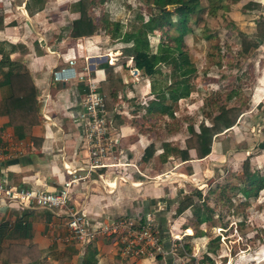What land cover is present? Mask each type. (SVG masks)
<instances>
[{
    "label": "crops",
    "instance_id": "crops-1",
    "mask_svg": "<svg viewBox=\"0 0 264 264\" xmlns=\"http://www.w3.org/2000/svg\"><path fill=\"white\" fill-rule=\"evenodd\" d=\"M28 1L0 0V48L9 52V62L27 69L36 92L39 122L21 134L7 127L2 107L6 88L0 87V129L24 146L21 156L0 159V182L14 188L56 193L63 183L73 180L69 188L71 210H80L90 223L117 217L141 219L148 216L155 222L164 248H168L171 237L195 239L186 233L192 228L181 218L183 213L174 214L176 205L195 193L189 187H194L193 183L205 186L208 177L212 181L226 164L232 168L234 163L245 158L250 170L257 169V164L264 165V42L256 48V60L253 58L255 84L247 93L248 108H244L235 125L212 137L208 155L198 160L190 150L188 160L182 161L179 150L183 149L184 134L177 142L175 133L166 127L162 132L165 139L158 144L147 136L148 130L141 127L145 124L144 116L150 117L144 111L153 104V96L160 99V94L149 93L152 78H142L141 86L132 82L129 69L133 67L129 57L119 53V57L108 58L106 54H111L112 45L97 44V39L106 40L103 32L79 39L69 38L70 22L78 17L71 9L77 0H43L40 9H34V5L27 12L24 8ZM198 1L197 17L201 15L204 25L207 21L216 25L217 21L226 20L221 29L229 26L234 35L241 32L250 38L255 30L254 23L264 20V0H206L205 13V0ZM100 2L87 11L94 24L104 20V17L98 19L90 15V9H96ZM123 25V21L118 23L121 33L129 29V26L121 28ZM190 32L191 29L185 36L193 41ZM217 35L220 37L219 33ZM151 38L154 36L149 38V43ZM108 59L110 65L107 66L112 67L115 76L126 85L116 93L113 110L109 113L118 144L115 157L120 166L79 179L84 175L79 169L84 163L85 151L78 142V97L85 87L78 77H89L98 87L106 76L96 66L107 63ZM68 61H71L69 65ZM60 71H67L70 79L62 82L56 78L54 74ZM234 97L235 94L231 98ZM188 98L189 95L175 102L183 106L182 101ZM163 99V104L169 106L174 116L175 102ZM134 100L135 104H131ZM114 116L121 121L119 125H115ZM205 122L210 124L208 119ZM149 143L156 144V151L144 162L141 157ZM161 143H164V152ZM260 169L264 172V167ZM62 222L61 211L24 208L0 199V264H173L177 261L172 253L154 261L123 258L117 253L118 245L112 237L99 236L91 243L78 246L70 241ZM10 245L15 247L13 253L7 248Z\"/></svg>",
    "mask_w": 264,
    "mask_h": 264
},
{
    "label": "trees",
    "instance_id": "trees-1",
    "mask_svg": "<svg viewBox=\"0 0 264 264\" xmlns=\"http://www.w3.org/2000/svg\"><path fill=\"white\" fill-rule=\"evenodd\" d=\"M102 1V0H98ZM144 3L148 5L149 10L152 12L146 21L141 22L138 28H129L125 32L121 33V29L118 28V24H111L107 20H99L97 24L93 23L92 18L88 16L87 11L90 7H94L97 4L96 0H77L72 4L71 9L77 12V19L70 22L69 25V38L79 39L87 36L98 35L99 32H103L105 36H109L110 39L116 40L123 45H126L124 49H121L120 54L123 57H129L131 66L137 71L141 72L143 76L152 78L159 74L157 71L159 67L168 68L169 76L171 79L169 102H175L180 99H184L189 95V80L193 79L197 74L196 67L192 65L186 50L183 37L189 33L187 26L188 21L196 25L194 16L200 12L198 0H144ZM36 5V10L40 9L43 5V0H29L26 4L27 12H30L32 7ZM167 6L176 7L171 11L167 10ZM129 5H126L128 8ZM30 8V9H29ZM125 8V9H126ZM208 15L211 14V9L207 11ZM171 14H175L177 20L180 22H171L169 17ZM192 18V20H191ZM208 20V18L206 19ZM202 22V20H200ZM204 20L200 28V36L202 39H206L208 43L210 40H214L215 36H208L207 27L204 25ZM181 23V24H180ZM255 30L250 38L241 32H236L234 35L233 45L237 47L238 55L242 58L253 59L256 54V48L264 42V20H259L254 23ZM225 27H227L225 25ZM0 30H1V18H0ZM154 31L160 32L163 37V41H159L154 48L149 43V38L153 36ZM172 32V34H170ZM215 35V34H214ZM194 41V38H193ZM212 43V42H210ZM231 47H222L223 51L229 52ZM215 49V48H213ZM0 48V87L6 88V95L2 99V107L7 117L6 126L12 129L15 133H24L30 127L38 124V107L35 99L36 92L34 84L26 68L14 62H9L7 54ZM110 63V62H109ZM96 67L103 70L106 78L97 87V92L101 96L105 110L110 113L113 110V104L116 98V93L121 91L126 86L120 78H117L113 73L112 67L107 66L105 63L98 64ZM155 83L151 82L149 86L150 94H160L162 89L158 88ZM234 93L232 92V96ZM220 95L217 92H213L206 95L201 100V103L205 108L211 110L199 112L203 119H208L209 125L200 121L196 125L194 130L192 126H187V137L182 140L183 149L179 150L180 159L182 161L188 160V151L192 150L196 159H203L210 152L211 139L215 135H218L224 130L231 128L236 124L238 118L242 113V109L238 107H225L221 104H217ZM231 96V95H230ZM224 99H228V96H224ZM147 116H167L172 118V111L168 105L163 104V100L155 101L154 104L149 105L144 111ZM206 116V117H205ZM117 122L115 125H119L118 116L113 117ZM163 128V127H162ZM162 149L164 152V143ZM156 151V144L149 143L144 149L141 160L146 162L151 158ZM248 159L243 160L241 168L242 179L240 188H236V193L242 197V205L245 206L248 203L255 201L261 190L264 192V172L262 175L250 174L248 172ZM215 190L220 192L218 187ZM213 191H208V193ZM210 195V194H208ZM225 194L218 195L217 201L219 204L224 198ZM235 195V193L233 194ZM195 201L193 198H187L179 202L175 207V215H178L185 210L191 211L190 217L187 220V226L194 228L195 232L192 234V238H199L207 236L206 231H202L199 227L205 224V227H218L225 228L226 224L223 220H214L213 207L205 208L204 201H200L201 194L199 191H195ZM190 237H186L182 242H186ZM218 239L214 237L207 242L206 253L214 254L218 250ZM261 244H264V236L261 240ZM13 253L14 246H7ZM190 250L177 251V253H189ZM180 255V254H179ZM209 264H214L209 261Z\"/></svg>",
    "mask_w": 264,
    "mask_h": 264
},
{
    "label": "rangeland",
    "instance_id": "rangeland-1",
    "mask_svg": "<svg viewBox=\"0 0 264 264\" xmlns=\"http://www.w3.org/2000/svg\"><path fill=\"white\" fill-rule=\"evenodd\" d=\"M126 3H128L131 8L125 9L127 5ZM204 3L205 8H203V12L205 13L204 10L208 8V4L206 0ZM149 8L150 7L144 3V0H102L96 9H90V15L93 18L98 17V19L104 17V20L109 21L111 24H118L123 21L124 25L121 26V28H125L126 26H129V28H136L141 22L146 21L149 15H151L152 12ZM173 8L176 7L167 6L166 9L171 11ZM137 15H139L140 18L137 19ZM200 17L201 15L198 17L197 15L196 17L194 16V20H198L196 21L198 24L196 26L192 23L193 21H188L187 23L188 28L191 29L190 33L193 35L192 38H194V41H190L189 37L186 36L183 39L184 42L185 40H188L186 41L187 46L185 47V50L192 65L196 67L197 71L194 78L189 80V98L182 101L184 102L183 106L178 105L177 102L173 103L175 115L172 116V119H169L167 116H144L145 118L143 121L145 120V124H141V127L144 126L145 129L148 130L147 136L158 144L159 142H162V139H165L162 132L166 127H168L170 132L175 133V140L179 142L182 140L183 134L187 137V132L185 131L187 126H192L195 130L196 125L200 121L207 123L205 122L206 119H203L199 112L202 110L205 111L206 109L209 111L210 109L208 107L204 109L201 100L205 98L206 95L208 96L213 92H217L220 95L217 104H221L227 108L229 104H232L230 105L231 107H238L242 110L248 108L247 93L255 84V67L253 59H248L247 57L242 58L237 54V47L233 45V32H230L231 30L228 29V25L225 30L224 28L221 29V27H224L226 20H224L225 22L223 20V22L217 21L216 25L213 24V21H207L205 26L207 27L208 34L206 35L211 36L214 32L215 35L213 36H215V39L212 41L210 40L212 43H208L206 39H202L199 35V27H201L199 26L201 20ZM169 20L171 22L175 21L176 23L180 22V20H177L175 14H171ZM229 32L231 34H229ZM217 33L220 34V37ZM154 34V38L150 39V43L153 44V47H155L159 41H163L160 32L156 31ZM170 34H172V32H170ZM106 37V40L105 38H101L100 40L97 39V44L101 43L103 47L112 45L111 48L113 51L111 54L109 53L106 55L108 58L111 56H114V58L119 57L118 54L121 52V49L126 47V45H121L122 43L116 40L111 41L112 39H110L109 36ZM225 46L231 47L229 52L222 50V47ZM120 56L122 55L120 54ZM254 60H256V57ZM109 62L110 60L108 59L105 64L110 65ZM157 71L159 74L153 76L152 79H149H151L152 82L158 85L157 87L161 88L163 91L159 96L160 99H156L157 97L153 96L155 99L154 101H151L153 104L155 101H160L163 98L169 100L171 96V94H169L171 79L168 68L159 67ZM139 75H141L140 78ZM142 78L148 80V77L143 76L141 72L138 71L137 79L135 80L132 78V82L141 86L143 85V80L141 81ZM232 92L235 94L234 99L231 98L233 97ZM229 95H231V97ZM224 96H228V99H224ZM132 102L133 103L131 104H135L136 100ZM108 115L112 119L111 115ZM223 138L225 139V135ZM80 156L82 157V154H80ZM242 162L243 161L238 164L237 162L234 163L232 168L226 164V167L224 166L220 169L217 177H214L212 181H209L211 179L208 177L207 181L210 183L207 182L205 186L193 183L194 187H189L193 192H200V201H204L205 208L213 207L215 212H213L212 218L214 220L225 221L227 226L225 228L217 229L216 226H210L207 228L205 227V224H203L199 228L202 231H206L208 235L193 240L189 239L187 242H182L184 238L181 237L178 240L172 239L173 237H171L170 244L173 245L171 255L175 260L177 259L173 264H209V261H212L214 264H264V244H261V240L264 236V192L261 190L255 201L248 203L245 206L241 204L243 199L235 190L241 186L242 174L240 165H242ZM255 167L260 169L263 168L264 165L257 164ZM251 168L253 167L251 166ZM257 169L250 170L248 166V172L250 174L257 172L256 174L261 175L263 170ZM226 177L229 178L227 179ZM217 179L219 180L217 181ZM216 186L220 192L215 190ZM208 191L213 192L208 193L210 194L208 195ZM234 193L235 195H233ZM222 194L225 195L219 204L220 206H218L217 203H219V201H217V197ZM190 196L195 201V193ZM182 213L181 218L187 223L191 211L189 212L185 210ZM194 232L195 229L192 228L186 233L192 235ZM216 236L219 237L218 250L214 254L209 252L206 253L207 242ZM186 250H191V252L189 251V253L185 254L181 252L177 253V251Z\"/></svg>",
    "mask_w": 264,
    "mask_h": 264
},
{
    "label": "built area",
    "instance_id": "built-area-1",
    "mask_svg": "<svg viewBox=\"0 0 264 264\" xmlns=\"http://www.w3.org/2000/svg\"><path fill=\"white\" fill-rule=\"evenodd\" d=\"M68 65L71 61L67 62ZM67 71H60L54 76L62 82L70 79ZM131 78L137 79L138 71L129 69ZM85 91L78 97V125L81 148L85 151V160L80 168L83 179L96 171H112L118 168L116 150L117 141L114 138L112 119L105 110L101 96L97 92V84L92 79L79 76ZM24 153V146L0 129V159L11 160ZM70 181L63 183V187L56 193L35 191L5 185L0 182V199L17 204L19 207H35L48 211H61L63 226L68 238L74 244L83 246L91 243L99 236L112 237L116 240L117 253L123 258L151 260L163 258L171 254L173 245L164 248L155 222L148 216L141 219L134 217H117L105 222L90 223L80 210H71ZM176 240V239H175Z\"/></svg>",
    "mask_w": 264,
    "mask_h": 264
}]
</instances>
